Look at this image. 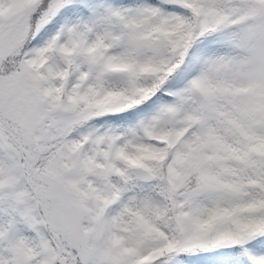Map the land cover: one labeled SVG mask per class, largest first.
<instances>
[{
	"label": "snow or ice",
	"instance_id": "6c2138e0",
	"mask_svg": "<svg viewBox=\"0 0 264 264\" xmlns=\"http://www.w3.org/2000/svg\"><path fill=\"white\" fill-rule=\"evenodd\" d=\"M0 264H264V0H0Z\"/></svg>",
	"mask_w": 264,
	"mask_h": 264
}]
</instances>
